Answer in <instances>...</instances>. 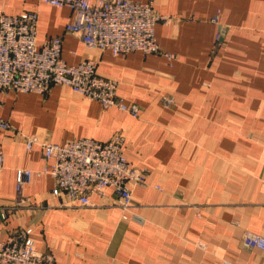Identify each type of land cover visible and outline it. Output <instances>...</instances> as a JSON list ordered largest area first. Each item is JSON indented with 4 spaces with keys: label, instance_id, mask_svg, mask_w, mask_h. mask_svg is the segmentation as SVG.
<instances>
[{
    "label": "crops",
    "instance_id": "obj_1",
    "mask_svg": "<svg viewBox=\"0 0 264 264\" xmlns=\"http://www.w3.org/2000/svg\"><path fill=\"white\" fill-rule=\"evenodd\" d=\"M151 1L171 19L156 25L161 51L114 55L65 32L68 8L0 0V12L38 11L39 45L62 35L68 63L97 59L98 74L141 109L134 117L103 108L67 85L46 95L0 91V120L10 124L0 127V240L30 229L57 264H264V251L242 242L247 231L264 236V0ZM216 14L226 30L220 48ZM117 133L126 157L147 170L128 211L111 187L88 205H63L42 148L29 150L22 136L64 143ZM21 168L33 177L14 206Z\"/></svg>",
    "mask_w": 264,
    "mask_h": 264
},
{
    "label": "built area",
    "instance_id": "obj_2",
    "mask_svg": "<svg viewBox=\"0 0 264 264\" xmlns=\"http://www.w3.org/2000/svg\"><path fill=\"white\" fill-rule=\"evenodd\" d=\"M54 7L71 10L72 18L65 27L66 33L77 35L87 46L110 50L114 55L141 51L160 52L156 37L159 21L169 22L160 14L153 1L136 0H38ZM211 20L219 24L215 47L223 45L225 27L218 14ZM39 13L36 10L21 14L0 12V91L36 92L46 95L55 85H67L89 99L98 100L103 108L115 106L139 117L140 106L128 103L118 95L119 81L98 74V60L85 58L68 63L62 56L63 36H48L39 45L37 30ZM172 60L174 54H166ZM171 103V100H167ZM0 127L10 124L0 120ZM27 148L36 145L50 162L44 172L54 178L55 196L62 204L91 203L90 195L104 196L107 187L113 188L123 211L133 204V190L146 182L147 170L132 163L124 153L125 138L115 134L108 141L91 137L56 143L37 135L22 134ZM4 154L0 150V169ZM33 172L18 169L16 172V198L14 206L26 201L24 188ZM6 212L2 213L3 217ZM31 230H16L6 240H0V264H57L52 252L35 248ZM242 242L251 248L264 251V236L245 232ZM224 264H232L225 262Z\"/></svg>",
    "mask_w": 264,
    "mask_h": 264
}]
</instances>
